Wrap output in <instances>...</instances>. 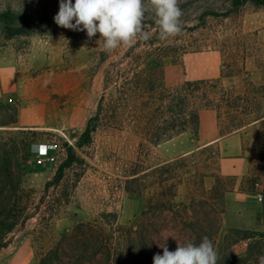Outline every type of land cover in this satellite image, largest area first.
<instances>
[{
  "label": "trees",
  "instance_id": "trees-1",
  "mask_svg": "<svg viewBox=\"0 0 264 264\" xmlns=\"http://www.w3.org/2000/svg\"><path fill=\"white\" fill-rule=\"evenodd\" d=\"M247 1L264 8V0H233L231 6L237 8ZM144 22L155 32L148 41H134L119 61L104 70L103 94L95 112L75 144L64 143V158L37 202H33L35 190L22 187L28 148L36 141L37 132L8 130L17 122L15 108L9 120H0V129H5L0 130V250L29 220H35L31 236L37 244L38 264H153V256L163 254V245L175 251L178 243L198 245L207 236L214 246L225 195L234 191L236 182L234 177L218 173L214 147L152 165H145L141 158L185 132L198 142L202 110L215 112L222 135L252 129L264 133V108L258 97L264 95V82H242L246 89L241 93L234 84L225 88L223 82L234 78L247 81L255 73L251 68L264 69V29L237 38L215 80L184 81L168 87L164 62L182 55V47L166 44L158 36L157 26L151 20ZM24 33L26 30L20 29L7 37ZM225 54L226 50L221 51L223 57ZM123 63L126 67L120 68ZM248 87L256 89L258 96ZM98 130L135 138L137 160L124 169L120 188L129 198L142 200V209L134 224L124 227L115 212L106 211L98 202L97 208H89L90 220L78 221L69 231L55 235L54 224L76 196L84 175L82 154ZM199 155H204L201 164L195 161ZM207 179L212 180L209 188ZM224 250L225 245L221 255ZM254 264H259L258 259Z\"/></svg>",
  "mask_w": 264,
  "mask_h": 264
},
{
  "label": "rangeland",
  "instance_id": "rangeland-1",
  "mask_svg": "<svg viewBox=\"0 0 264 264\" xmlns=\"http://www.w3.org/2000/svg\"><path fill=\"white\" fill-rule=\"evenodd\" d=\"M232 1L180 0L182 32L179 36L163 39L168 45L181 46L180 53L183 52L164 62V82L168 87L184 81L215 80L222 60L229 59L237 38L264 29V8H256L249 1L235 8L231 6ZM59 3L60 0H0V65L18 70L21 80L31 77V82H15L18 92L0 99V120H9L11 109L15 108L28 122L31 103V126L36 128L33 130L37 135L28 148L30 157L22 187L35 190L33 202H37L44 184L64 158V143L74 145L95 112L103 94L104 70L119 61L130 47L122 45L106 53L102 50L103 44L97 43L99 33L89 39L86 31L59 27L54 22ZM145 20L154 23L155 17L149 13ZM20 29L26 33L7 37ZM150 31L153 34L155 29ZM225 50L223 57L221 51ZM125 67L124 63L120 66ZM253 68L255 73L247 81L224 79L225 88L234 84L235 90L241 93L246 89L242 82H264V69ZM251 91L258 96L256 89ZM258 97L264 108V95ZM208 122L206 118L205 123ZM240 134L248 171L236 180L234 190L240 187L252 190L253 197L237 202L228 212L225 205L223 219L242 216L256 227L253 230L230 229L224 224L214 243L218 264H254L258 257L264 256V133L252 129ZM174 142L152 148L141 160L145 165H152L168 159L172 156ZM82 157L86 162L82 166L84 175L76 196L55 222L54 234L69 231L78 221L90 220L89 208H97L98 202L106 211L116 213L120 225L132 226L142 209V200L129 198L120 186H123L124 169L137 160L135 138L126 133L98 130ZM203 158L204 155H199L195 161L201 164ZM211 185L212 180L208 179L207 187ZM34 223L35 220H29L11 243L0 250V264H38V248L31 236ZM248 239L250 241L244 246L243 242ZM223 245L225 250L221 255Z\"/></svg>",
  "mask_w": 264,
  "mask_h": 264
},
{
  "label": "clouds",
  "instance_id": "clouds-1",
  "mask_svg": "<svg viewBox=\"0 0 264 264\" xmlns=\"http://www.w3.org/2000/svg\"><path fill=\"white\" fill-rule=\"evenodd\" d=\"M179 3L180 0H75L74 3L60 0L54 22L65 29L86 31L89 39L99 33L97 43L103 44V51L111 53L122 45L131 46L137 39L148 41L151 38L150 26L144 22L149 13L155 17L160 39L179 36L183 15ZM161 247L163 254H155L153 264H218L219 261L207 236L198 245L178 243L175 251ZM258 259L259 264H264V256Z\"/></svg>",
  "mask_w": 264,
  "mask_h": 264
},
{
  "label": "crops",
  "instance_id": "crops-1",
  "mask_svg": "<svg viewBox=\"0 0 264 264\" xmlns=\"http://www.w3.org/2000/svg\"><path fill=\"white\" fill-rule=\"evenodd\" d=\"M15 82H31V77L27 79L20 78L18 70L9 66L0 65V99L6 94L18 92V88H14ZM204 113L203 115L201 113ZM200 122L198 130V142L194 141L188 132L182 133L171 140L159 145L158 147L175 141L171 146L172 156L165 160H172L178 157L189 155L195 151L201 150L208 146H213L218 156L217 171L222 176L234 177L236 180L243 178L248 171L247 160L243 155V146L241 140V131L222 135L217 124L216 114L211 110H202L200 112ZM209 120L208 124L205 119ZM16 130H33L31 126V103L28 105V122H25L17 109V122L11 127ZM208 180V179H207ZM207 180L205 184L207 186ZM209 188V187H208ZM253 197L251 193L239 191L238 189L225 195L224 206L227 212L230 208H234L235 204L241 200ZM256 197V196H255ZM257 199L259 200L258 196ZM226 225L230 229L253 230L256 226L248 224L244 217H235L233 220H224L222 214L221 229Z\"/></svg>",
  "mask_w": 264,
  "mask_h": 264
},
{
  "label": "built area",
  "instance_id": "built-area-1",
  "mask_svg": "<svg viewBox=\"0 0 264 264\" xmlns=\"http://www.w3.org/2000/svg\"><path fill=\"white\" fill-rule=\"evenodd\" d=\"M258 198L260 199V197H259V196H258ZM249 241H250V239H248V240L244 241V242H243V245H244V246H246V245H247V243H248Z\"/></svg>",
  "mask_w": 264,
  "mask_h": 264
}]
</instances>
